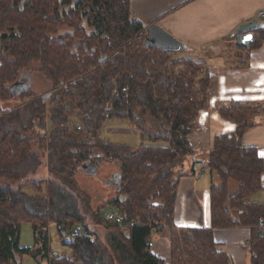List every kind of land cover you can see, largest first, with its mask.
<instances>
[{
    "label": "trees",
    "instance_id": "1",
    "mask_svg": "<svg viewBox=\"0 0 264 264\" xmlns=\"http://www.w3.org/2000/svg\"><path fill=\"white\" fill-rule=\"evenodd\" d=\"M131 2L0 0V264L29 255L49 264H234L215 241L224 229L250 230L249 264H264V203L250 200L264 191V161L243 144L260 108L231 102L219 109L235 130L216 136L204 159L220 181L211 189V227H177V178L196 155L190 136L209 108L210 73L178 50L146 45ZM259 23L251 47L241 50L264 43ZM63 29L72 33L59 36ZM33 66L52 84L45 96L21 86ZM10 101L20 106L3 108ZM114 120L151 144L134 149L104 139ZM106 161L116 166L118 198L95 209L77 175ZM44 166L48 176L40 178ZM104 211L118 212L121 224L105 226L103 237L87 228L93 238L71 239L70 256H52V225L67 237L80 224L100 225ZM24 224L33 227L37 250L20 246ZM165 230L169 262L149 246Z\"/></svg>",
    "mask_w": 264,
    "mask_h": 264
},
{
    "label": "crops",
    "instance_id": "2",
    "mask_svg": "<svg viewBox=\"0 0 264 264\" xmlns=\"http://www.w3.org/2000/svg\"><path fill=\"white\" fill-rule=\"evenodd\" d=\"M135 18L146 26H158L174 40L187 45L192 58L213 61L205 66L210 73L209 108L199 116L198 127L190 136L196 155L186 161L177 178L178 193L175 224L179 228L211 227V189L214 177L207 172L204 159L218 135L231 134L235 126L222 119L219 109L231 102L260 108L254 126L246 132L243 144L257 147L264 161V43L251 50H241L232 36L244 25L259 21L264 0H131ZM233 46L237 49H233ZM232 53V54H229ZM227 53V54H225ZM228 57L225 61L223 58ZM202 62V61H201ZM132 135V129L119 130ZM192 170L194 172L192 173ZM264 187V174L262 176ZM264 191L253 197H263ZM261 199V198H260ZM258 203V202H257ZM215 241L226 251L234 264H249L245 246L250 243L248 229L216 230ZM156 238V239H155ZM153 238V253L170 261V233L163 231Z\"/></svg>",
    "mask_w": 264,
    "mask_h": 264
},
{
    "label": "rangeland",
    "instance_id": "3",
    "mask_svg": "<svg viewBox=\"0 0 264 264\" xmlns=\"http://www.w3.org/2000/svg\"><path fill=\"white\" fill-rule=\"evenodd\" d=\"M67 33H72V31L63 29L60 30L59 36L67 35ZM233 49H237L233 46ZM188 50V49H186ZM227 54V53H225ZM229 54H232L229 52ZM192 53L190 51H185L184 49H178L177 57L178 58H192ZM176 57V58H177ZM223 61L228 59V57L222 58ZM197 61L206 64V66L214 65L213 61H203L196 59ZM28 77L25 79V83L21 86L26 89H32L36 94L45 96L49 94L52 90V84L49 82L45 76H43L40 72L37 71V66H33L31 71H28L24 74V76ZM23 76V77H24ZM25 78V77H24ZM5 109H14L20 106V102L10 101L5 104H2ZM130 129L127 124L120 123L119 121H110L104 127L103 130V138L109 140L116 144L128 145L137 149L142 144L150 145L151 143L147 140L146 137H143L141 134L137 133V135L128 134L125 132H121L119 130ZM162 145V144H158ZM204 169L209 172L206 166H202ZM88 168L91 170L90 172H81L77 175V181L79 182L81 188L86 191L93 198V206L95 209H101L105 206L109 201L118 198V188L116 183L117 170L116 166L111 162H102L100 165H92L89 164ZM38 176L41 178L47 177L48 172L46 167H41ZM215 184H219V178L214 175ZM233 187H231L232 192L236 191L237 185L232 183ZM25 193L31 197H35L37 194L35 190L28 186L25 188ZM260 196H264L261 195ZM261 198V199H260ZM250 200H254L253 197ZM256 201L258 203H262L263 197H256ZM106 211H104L105 213ZM103 213V214H104ZM91 228L97 231V234L100 236H104L107 234V228L102 224L97 225L94 222H89ZM49 250L52 255H56L55 257H62L63 255L70 256L72 251L67 246L70 243V240L67 237L61 238L57 227L52 225L49 229ZM156 239V238H155ZM20 246L22 248L33 249L36 247L35 238L33 234V227L31 224H24L20 234ZM39 246L35 248L37 250ZM12 264H49L47 259H36L32 255L29 256H20L19 259Z\"/></svg>",
    "mask_w": 264,
    "mask_h": 264
},
{
    "label": "water",
    "instance_id": "4",
    "mask_svg": "<svg viewBox=\"0 0 264 264\" xmlns=\"http://www.w3.org/2000/svg\"><path fill=\"white\" fill-rule=\"evenodd\" d=\"M259 21H254L250 24L242 26L237 31V38L235 45L240 48L249 49L254 41L255 34L252 32L257 26ZM146 42L148 46L158 47L166 50H178L183 46L174 40L169 34L164 32L158 26H150L147 28Z\"/></svg>",
    "mask_w": 264,
    "mask_h": 264
},
{
    "label": "built area",
    "instance_id": "5",
    "mask_svg": "<svg viewBox=\"0 0 264 264\" xmlns=\"http://www.w3.org/2000/svg\"><path fill=\"white\" fill-rule=\"evenodd\" d=\"M258 19L264 24V10H261L258 12ZM78 130H81V126L78 127ZM103 221L101 222V224L103 226H115V225H120L122 222V216L118 213V212H105L102 216ZM262 227V231L264 233V224H261ZM87 228L90 230H93L90 226V224L86 223V224H80L78 225V228L71 232L70 234H68L67 238L69 240H73L74 238H78V237H84V236H88V237H94L95 235H91L90 233H88ZM152 249L154 247V241H152L149 245ZM52 256H56V255H52Z\"/></svg>",
    "mask_w": 264,
    "mask_h": 264
},
{
    "label": "snow or ice",
    "instance_id": "6",
    "mask_svg": "<svg viewBox=\"0 0 264 264\" xmlns=\"http://www.w3.org/2000/svg\"><path fill=\"white\" fill-rule=\"evenodd\" d=\"M261 155H264V153H261Z\"/></svg>",
    "mask_w": 264,
    "mask_h": 264
}]
</instances>
